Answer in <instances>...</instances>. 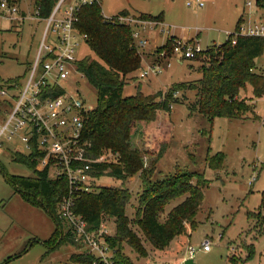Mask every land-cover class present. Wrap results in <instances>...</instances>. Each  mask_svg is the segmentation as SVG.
<instances>
[{"label": "rangeland", "instance_id": "obj_1", "mask_svg": "<svg viewBox=\"0 0 264 264\" xmlns=\"http://www.w3.org/2000/svg\"><path fill=\"white\" fill-rule=\"evenodd\" d=\"M98 1L105 18L113 17L122 10L136 16L161 15L162 18V21L151 20L156 22V26L146 35L148 46L145 49L137 48V51L150 54L153 58L142 60L141 70L151 62L160 63L164 69L160 74L149 75L143 80L128 78L123 90L125 97L134 95L137 86L145 95L161 92L162 97L173 84L191 83L201 78L199 67L208 61L209 55L204 53L195 61L180 60L171 53L168 56L162 47L171 37L183 43L198 40L202 51H211L212 48L218 51L217 47L236 30L239 19L242 20L240 26L244 28L264 24V11L256 8L254 0H200L201 7L195 0ZM247 2L251 3L250 7L246 6ZM20 8L26 10V19L19 21L9 17L0 18V88H3L5 82L14 79L23 85L43 33L44 24L36 22L32 15L36 8L35 0L21 1ZM53 38L49 34L46 44L52 45ZM77 57L96 58L85 42L79 43ZM166 63H170L169 67H166ZM260 64L261 59H258L257 66ZM132 76L135 78L137 71ZM63 86L68 92L78 94L86 104L96 106V92L86 79L74 77L73 81H66ZM174 96L178 103L172 104L170 112L172 135L163 156L155 163L153 180L172 175L177 167L190 173L202 174L208 181L207 187L203 189V201L195 216L194 228L186 224L184 235L174 238L163 251L143 243L148 252L147 257H138L125 245L122 253L134 264H182L186 259H192L195 264H264V211L259 207L264 192V99L253 100L258 119L215 118L209 121L188 111L187 106L194 101L195 92H174ZM239 98L251 99L250 87L240 91ZM2 100L0 121L7 109ZM13 152L24 156L28 154L26 145L15 138L2 145L0 166L8 175L31 177L32 170L11 160ZM217 153L224 155L223 167L211 170L205 159ZM98 159L112 163L116 160L108 152H104ZM150 161L147 160V167ZM98 180L99 186L116 185L110 177L103 176ZM125 186L131 195L126 207V215L131 220L141 187L138 175L128 180ZM11 195L13 191L0 173V210ZM182 199L171 201L165 211H169ZM48 221L42 219L37 230L32 229L36 235H31L29 225L21 229L17 225L18 229L9 234V243L6 245L5 238V242L0 245V260L10 254H18L29 246L28 251L11 264H67L71 254L77 251L72 245L63 242L47 254L46 247L41 244L42 239L48 236L49 227L53 230L56 228L52 219ZM105 225L114 235V219H106ZM134 230L137 231L135 227ZM39 239L40 242H34ZM205 240L210 242L209 251L201 248ZM188 247L194 250L191 257L187 252Z\"/></svg>", "mask_w": 264, "mask_h": 264}, {"label": "trees", "instance_id": "obj_2", "mask_svg": "<svg viewBox=\"0 0 264 264\" xmlns=\"http://www.w3.org/2000/svg\"><path fill=\"white\" fill-rule=\"evenodd\" d=\"M57 1L35 0L40 17H48ZM254 4L264 11V0H254ZM76 17L74 28L80 35H85L84 42L96 57H84L76 62L77 70L96 92V106L84 125L83 137L90 143L86 156L95 160L108 152L116 160L93 165L91 175L97 179V184L91 192L79 195L74 211L94 230L104 218L114 219L115 233L107 238L113 250V264H134L122 253L123 246H128L143 258L148 255L143 243L163 251L174 238L184 235L186 224L194 228V219L203 201V189L208 185L202 174L178 167L172 175L153 180L155 163L163 156L172 135L170 112L172 104L178 103L173 97L174 92H195L194 101L187 106L188 111L209 121L215 118L258 119L253 100L264 99V77L252 70L263 53L264 40L238 36L233 45L229 36L217 47L218 51L212 48L205 52L209 59L199 67V80L173 84L162 97L161 92L145 95L139 86L134 95L125 97L123 90L128 78L134 79L131 75L141 67V55L133 44L130 28L104 19L99 2L81 6ZM139 17L162 21L161 15L140 14ZM241 21L239 19L235 31H238ZM173 40L171 37L162 47L168 56L172 50L170 41ZM246 87H250L252 98H239L240 91ZM38 158L40 155L36 152L27 157L11 153L13 162L33 171L31 177L8 175L1 166L0 173L13 194H18L28 205L40 208L53 220L56 228L51 237L42 242L47 254L63 242L77 249L70 231L65 232L57 217V205L67 192L66 182L50 178L47 170H35ZM148 159L151 160L149 167L146 166ZM205 162L209 169L219 170L223 167L224 155L207 156ZM135 175H138L141 187L135 214L130 220L126 207L131 195L125 183ZM103 176L113 179L116 185L99 186L98 179ZM179 198H183L181 202L166 212V206ZM259 207L264 211V192ZM67 264H93V258L75 252Z\"/></svg>", "mask_w": 264, "mask_h": 264}, {"label": "built area", "instance_id": "obj_3", "mask_svg": "<svg viewBox=\"0 0 264 264\" xmlns=\"http://www.w3.org/2000/svg\"><path fill=\"white\" fill-rule=\"evenodd\" d=\"M21 1L24 0H0V18L26 19V14L20 12ZM94 2L99 1L58 0L46 18H41L39 9L35 8L32 15L44 24V28L33 63L27 69L23 85L14 79L0 88V99L7 107L0 121V149L4 143L18 138L27 147L26 157L34 152L40 155L35 170H47L50 178L66 182L67 192L57 205V217L65 226V232L70 231L78 245L77 251L91 255L93 264H113V250L107 243V238L112 234L105 225L109 218H104L98 229L94 230L74 211L79 195L91 192L97 184V179L91 175L93 165L103 162L101 159L87 158L90 143L83 137L85 121L95 107L86 104L78 94L68 92L63 86L64 82L73 81L74 77L85 79L76 66L80 60L77 57L78 46L85 41V35H80L74 25L79 8ZM195 3L202 6L200 0H195ZM246 6L250 7L251 3L247 2ZM103 18L113 24L128 26L136 49L148 46L146 35L156 26V22L127 13ZM49 34L54 37L52 45L45 42ZM230 36L233 45L238 36L264 40V24L247 28L240 26ZM172 43L171 54L180 60H193L205 53L198 40L183 43L174 39ZM163 55L164 52L161 57ZM259 59L260 66L256 65L252 71L264 77V50ZM169 65L166 63V67ZM163 69L160 63L154 62L140 70L138 78L143 80L149 75L156 76ZM201 248L209 251V240H205ZM193 251L192 247H188L190 257Z\"/></svg>", "mask_w": 264, "mask_h": 264}, {"label": "crops", "instance_id": "obj_4", "mask_svg": "<svg viewBox=\"0 0 264 264\" xmlns=\"http://www.w3.org/2000/svg\"><path fill=\"white\" fill-rule=\"evenodd\" d=\"M71 1L72 0H68V2H71ZM99 4H100V2H99ZM19 7H20V5H19ZM25 11L26 10L20 8V12L22 14L24 13V15H25ZM122 11H127V10H122ZM122 11H120L119 13H121ZM118 14H116V15H118ZM127 14L134 16V14H131V13H127ZM36 22L42 23L39 20H36ZM147 53H149V52H147ZM139 54L141 55V67L137 71V76L134 78V80L139 79L138 74H139V71L142 69V60L149 61L150 58H151V60L153 59L150 56V54H148V55H146V53H144V54L139 53ZM152 63L153 62L149 63V65ZM129 79H130V77H129ZM131 80H133V79H131ZM0 214H1L0 215V245H2L3 242H5V238H7L6 245L9 243V239H8L9 234L15 232L18 229L17 225H20L19 226L20 229L24 225H29V227H31V229L29 228L31 231L30 232L31 235H36V233L34 232L35 230H32V229L37 230V226L39 225V223L42 219L47 220V222H49L48 221L49 219L51 220V218L43 210H41L40 208L28 205L26 202H24V200H22V198L18 194H13V195H11V197H9V201L4 206V208L0 210ZM47 218H49V219H47ZM6 219H7V221H5ZM53 229H52V227H49L48 236H45V238H43L42 241H41V239H39V240H35L34 242H40L41 241V244H42L43 241L48 240L54 232ZM26 252L22 251L18 254H14V255L10 254L8 256H5L2 260H0V264H11V262L13 260L24 255ZM75 252L77 253V251H75Z\"/></svg>", "mask_w": 264, "mask_h": 264}, {"label": "water", "instance_id": "obj_5", "mask_svg": "<svg viewBox=\"0 0 264 264\" xmlns=\"http://www.w3.org/2000/svg\"><path fill=\"white\" fill-rule=\"evenodd\" d=\"M182 264H195L192 259H186Z\"/></svg>", "mask_w": 264, "mask_h": 264}]
</instances>
